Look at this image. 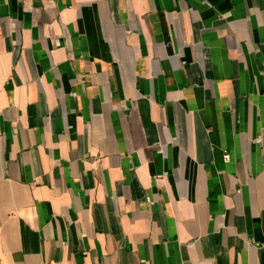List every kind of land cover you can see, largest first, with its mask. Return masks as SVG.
Instances as JSON below:
<instances>
[{
	"label": "crops",
	"instance_id": "obj_1",
	"mask_svg": "<svg viewBox=\"0 0 264 264\" xmlns=\"http://www.w3.org/2000/svg\"><path fill=\"white\" fill-rule=\"evenodd\" d=\"M50 260L264 264V0H0V264Z\"/></svg>",
	"mask_w": 264,
	"mask_h": 264
},
{
	"label": "built area",
	"instance_id": "obj_2",
	"mask_svg": "<svg viewBox=\"0 0 264 264\" xmlns=\"http://www.w3.org/2000/svg\"><path fill=\"white\" fill-rule=\"evenodd\" d=\"M223 160L225 162L229 160V154L227 152L223 153ZM47 264H60V263L55 260H50Z\"/></svg>",
	"mask_w": 264,
	"mask_h": 264
}]
</instances>
